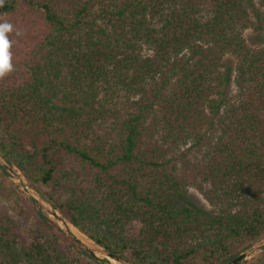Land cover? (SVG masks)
I'll list each match as a JSON object with an SVG mask.
<instances>
[{"label":"trees","instance_id":"1","mask_svg":"<svg viewBox=\"0 0 264 264\" xmlns=\"http://www.w3.org/2000/svg\"><path fill=\"white\" fill-rule=\"evenodd\" d=\"M4 22L0 154L80 233L130 264H226L264 236V0H3ZM38 219L0 214V264H111Z\"/></svg>","mask_w":264,"mask_h":264},{"label":"rangeland","instance_id":"2","mask_svg":"<svg viewBox=\"0 0 264 264\" xmlns=\"http://www.w3.org/2000/svg\"><path fill=\"white\" fill-rule=\"evenodd\" d=\"M246 36L251 44L257 43L253 30H248L246 32ZM226 62L229 67H232V70L229 74L232 80L236 61L234 58L228 56L226 58ZM224 70L226 71V68ZM226 90L229 95L235 94V87L232 81L227 83ZM27 185H29L30 187H28ZM37 186L44 192L49 191L48 186L42 184H38ZM31 187L32 186L28 183L21 171L17 167L11 164H7L0 155V214H8L15 218L21 224V231L24 235H29L32 230H35L37 228V225L40 223L38 219L39 212H43L49 217L51 221L57 223L63 230H66V227L57 217L48 213V209L54 210V208L48 202L41 201L38 198L36 192L32 189L33 187ZM64 198L65 197L60 194H57L55 196V200L57 202H62ZM187 203L192 204V206L197 207L198 210L204 212H209L212 210V207L209 205V203L196 189L189 190L187 201L183 203V205H188ZM57 213L61 215L59 212ZM139 227V223L133 224L129 228L130 235L135 236L138 232ZM69 228L71 230L75 229L70 224ZM53 231H56V229ZM260 240H258L261 242L260 244H264V236ZM261 245H258L260 246L258 247L259 249L251 253L240 264H258L259 258L264 255V246L261 247ZM256 247L257 245L252 246L244 252L252 250ZM99 257H103V255ZM111 262V264H121L113 259H111Z\"/></svg>","mask_w":264,"mask_h":264},{"label":"water","instance_id":"3","mask_svg":"<svg viewBox=\"0 0 264 264\" xmlns=\"http://www.w3.org/2000/svg\"><path fill=\"white\" fill-rule=\"evenodd\" d=\"M1 155V154H0ZM5 161V160H4ZM6 163H7V161H5ZM7 164H9V163H7ZM28 187H30L29 185H27ZM32 188V187H31ZM35 192H36V194H37V196H38V198L41 200V201H46L39 193H38V191L35 189V188H32ZM47 202V201H46ZM48 211V213H50L51 215H53V216H55V217H57L62 223H63V225L66 227V231H68V232H70L76 239H78L82 244H83V246H85L90 252H91V254L92 255H94L97 259H105L108 263H112L111 262V259H113V260H115V261H117V262H120L121 264H130V263H127V262H125V261H121L117 256H115V255H113L111 252H109V251H107V250H105V249H103L102 247H100L99 245H97L98 247H100V249L102 250V252H103V254L105 255V257H99L96 253H95V251L91 248V247H89V246H87L80 238H78L75 234H74V232L69 228V222H67V220H65L61 215H59L58 213H57V211H55V210H53V209H48L47 210ZM72 225V224H71ZM75 227V226H74ZM76 228V227H75ZM83 234V233H82ZM88 238V237H87ZM90 240V239H89ZM92 241V240H91ZM261 241V240H260ZM260 241H258V242H256L253 246H256L257 245V247L256 248H254V249H252V250H248V251H246V252H243L242 254H240L238 257H236V258H234L233 260H231L230 262H228V263H226V264H240L243 260H245L251 253H253V252H255V251H257L259 248L258 247H260V246H258V245H261L260 243ZM93 242V241H92ZM263 242H264V240H263ZM264 246V244H262L261 245V247H263Z\"/></svg>","mask_w":264,"mask_h":264},{"label":"clouds","instance_id":"4","mask_svg":"<svg viewBox=\"0 0 264 264\" xmlns=\"http://www.w3.org/2000/svg\"><path fill=\"white\" fill-rule=\"evenodd\" d=\"M2 4L3 0H0V6ZM13 32L14 27L12 24L7 22L0 23V79L6 77L14 70L10 51L14 43L10 39V34ZM16 35H20V32L16 31Z\"/></svg>","mask_w":264,"mask_h":264},{"label":"bare ground","instance_id":"5","mask_svg":"<svg viewBox=\"0 0 264 264\" xmlns=\"http://www.w3.org/2000/svg\"><path fill=\"white\" fill-rule=\"evenodd\" d=\"M71 225V224H70ZM73 226V225H72ZM74 234L80 238L87 246L91 247L95 253L98 255V256H101L103 255L105 257V255L103 254L102 250L100 249V247H98L94 242H92L91 240H89L86 236H84L82 233H80L78 231V229H72Z\"/></svg>","mask_w":264,"mask_h":264}]
</instances>
